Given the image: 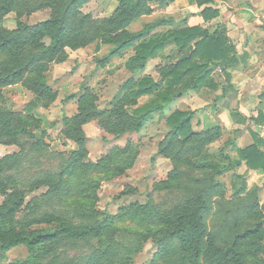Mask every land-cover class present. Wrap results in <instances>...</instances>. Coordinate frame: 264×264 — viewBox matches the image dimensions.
<instances>
[{"label":"rangeland","instance_id":"obj_1","mask_svg":"<svg viewBox=\"0 0 264 264\" xmlns=\"http://www.w3.org/2000/svg\"><path fill=\"white\" fill-rule=\"evenodd\" d=\"M71 1L51 0V6L31 15L10 10L0 16V43L2 36L14 38L9 49L0 50V77L8 75L7 69L29 64L22 77L9 82L1 80L0 107L13 116L25 117L23 121L28 124V129L49 145L47 157H39L41 165L32 164L30 160L25 162L28 168L22 177L31 178L42 170L54 169L70 161L72 169L66 174V180L72 191L65 192L59 204L71 213L76 208L99 211L103 216L111 217L110 224L118 233L132 231L147 235L148 239L142 241L141 250L134 256L132 264H164L159 255L167 248L188 257L189 243L167 240L159 244L163 235L159 233L168 226L165 223L167 217L174 220L176 212L193 206L196 203H193L194 197L200 193L207 202L203 215L207 244L200 264H209L206 256L209 247L213 251V247L218 249L213 256L214 262H218L223 254L220 249L234 243L242 256L240 264H264V171L254 170L245 162L234 170L247 183V191L236 194L241 181L235 178L237 181L233 182L232 171L213 179V170L203 166L212 162L227 165L229 162L222 156V150L237 157L231 150L230 141L234 140L242 147L254 142L251 132L260 137L263 131L254 126L252 131L244 126L234 128L237 123L232 115L235 111H219L223 107L221 103L214 104L221 95L222 82H228L227 74L216 69L211 77L219 85L217 89L209 84L200 93L184 92L140 133H120L121 128L113 126L112 122L102 124L104 116L82 125V134L76 124L68 123V120L78 112V101L83 94L91 92L96 97L97 107L105 112L119 102L126 107L124 96L127 92L123 90L126 81L131 77L139 80L143 76L159 81L166 61L159 57L150 59L143 71L132 74L125 67L135 53V46L131 45L105 65L98 63L114 47V42L104 43L97 38L104 30L98 27L102 26V21L121 15L119 0H85L77 8L71 4L65 24L66 46L58 54L48 50L53 41L48 35L50 32L20 33L26 25L34 27L48 19H60ZM174 9L143 2L135 11L137 17L123 25L119 38H127L129 33L141 31L146 24L167 16H174L180 21L179 25H189L190 17L186 19L184 12H178L180 6ZM85 16H90V25L84 22ZM210 23L213 22L204 21L202 26ZM85 30L94 40L80 45L81 41L77 40ZM105 37L109 40L117 36L108 33ZM170 49L167 48L165 53L168 54ZM35 59L39 62L30 65ZM44 86L51 88V96L48 93L39 95ZM147 100L148 97H143L139 103ZM179 110L193 114L192 129L199 137L190 142H184L181 137L172 138V128L167 124V118ZM126 149L127 153H122ZM19 151L17 145L0 143V158ZM203 155L212 158L205 160ZM31 165L33 168H29ZM120 170L124 172L121 174ZM213 180H218L219 185L214 186ZM82 182L96 184L95 192L78 195L76 189ZM47 190V187H41L28 193L26 202ZM3 201L0 194V205ZM16 220H22L21 213L16 215ZM31 257L26 247L19 246L6 251L0 264H14ZM221 264H232V260Z\"/></svg>","mask_w":264,"mask_h":264},{"label":"trees","instance_id":"obj_2","mask_svg":"<svg viewBox=\"0 0 264 264\" xmlns=\"http://www.w3.org/2000/svg\"><path fill=\"white\" fill-rule=\"evenodd\" d=\"M84 1L72 0L60 19H48L34 27L26 25L20 33L50 32L48 35L53 41L48 50L58 54L66 46L65 24L68 12L71 10L70 6L72 4L77 8ZM174 1L119 0L121 15L117 14L102 21V26L98 27L104 30L98 34L97 38L104 43L114 42V47L109 54L99 59L98 63L105 65L110 58L121 55L124 49L134 45L135 53L125 64L126 69L132 74H137L146 68L150 59L159 57L166 61L161 71V79L155 81L151 76H143L139 80L135 77L129 78L123 85V90L127 92L124 103L126 102L128 107L119 102L113 109L106 112L97 107L96 97L87 91L79 98L78 112L68 120V123L76 124L82 133V125L90 120L106 116L102 124L110 125L112 122L113 126L121 128L120 133H140L148 122L157 114H163L164 109L184 92L200 93L209 84L217 89L219 85L214 83L211 76L218 67L229 76L227 70L239 65L236 48L227 35L224 23L220 21V9L213 6L214 0H188L191 5L201 9L200 15L205 22H213L210 25H179L180 21L174 16H167L154 23L146 24L141 31L129 33L127 38H119L121 35L119 31L126 22L137 17L138 13L135 14V11L142 6L143 2L157 3L160 7L166 8ZM50 3L51 0L37 2L0 0V16L10 10H16L20 15L23 12L31 15L51 6ZM83 19L86 25L92 23L90 16H85ZM86 30L77 40L81 41L80 45H87L94 40ZM108 33L117 37H111L108 40L105 37ZM13 41L14 38L11 36H2L0 50L9 49ZM167 48H171L168 54L165 53ZM37 62L39 60L35 59L30 65ZM28 67L29 64L21 68L7 69L8 75L0 77V83L3 80L9 82L22 77ZM47 93L52 94L51 88L44 86L39 95L44 96ZM143 97H148V100L140 104L139 100ZM38 98L41 100L40 97ZM232 117L235 123L250 131L252 126L264 127L263 111L255 110L250 117L233 112ZM23 119L25 117L13 116L5 108L0 107V143L17 145L20 148L19 152L0 158V194L4 197L0 205V261L6 251L24 246L32 257L14 264H132L134 256L141 250L142 241L148 239L147 235L132 231L118 233L110 224L111 217L103 216L99 211L76 208L71 213L65 211L59 204L65 192L72 191L66 180V174L72 169L70 161L54 169L42 170L31 178L22 177V174L26 172L25 169L28 168L25 164L27 160L37 166L41 165L39 157H47L49 152L47 142L28 129V124ZM192 119V113L181 110L170 115L167 118V124L172 128V138L181 137L184 142H190L199 137L192 129ZM251 133L254 143L244 149L240 148L234 140L230 141L231 150L237 154V157H232L231 154L224 153L222 150V156L229 162L227 165L218 162L203 165L213 170V179L232 171V177L241 181V186L236 187V194L245 193L247 183L243 180L244 177L239 176L234 170L245 162L254 170L264 171V138L259 137L255 132ZM127 151L128 149L122 153ZM202 158L208 160L212 157L203 155ZM29 168H33V165ZM123 172V170L119 171L121 174ZM236 181L235 179L233 182L236 183ZM212 184L219 185V181L213 180ZM78 186H80L76 189L78 195L87 192L93 194L96 184L82 182ZM41 187H47L48 190L27 203V194ZM194 202L196 203L190 208L178 210L174 220L171 216L167 217L165 223L168 226L159 233L163 234L159 244H164L167 240L189 243V255L187 257L176 250L162 249L163 252L159 257L164 264H200L203 249L207 244L203 217L207 202L205 196L200 193L194 197ZM19 213L22 214V220H16V215ZM100 216H103L102 219H99ZM213 248L214 251H218L217 248ZM220 250L223 254L218 262H214L215 252L212 247H209L206 252L209 264H221L230 260L232 264H240L242 261L236 243Z\"/></svg>","mask_w":264,"mask_h":264},{"label":"crops","instance_id":"obj_3","mask_svg":"<svg viewBox=\"0 0 264 264\" xmlns=\"http://www.w3.org/2000/svg\"><path fill=\"white\" fill-rule=\"evenodd\" d=\"M179 6L178 12H184L185 18L190 17V26L204 23L201 9L196 5H191L188 0H175L169 5L173 9ZM213 6L220 9V21L224 23L239 59L237 67L227 70L228 82H222L221 95L214 104L221 103L223 107L220 106L219 111L233 110L245 117H250L255 110L264 112V0H214ZM217 69L222 71L220 67ZM234 126L239 128L241 125ZM256 128L263 129L260 137L264 138V127ZM244 137L248 139L247 135Z\"/></svg>","mask_w":264,"mask_h":264}]
</instances>
